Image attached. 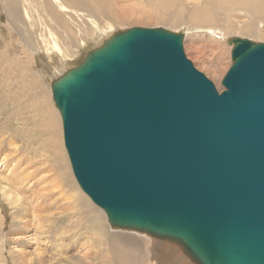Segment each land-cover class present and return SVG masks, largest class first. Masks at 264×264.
<instances>
[{"label": "water", "instance_id": "water-1", "mask_svg": "<svg viewBox=\"0 0 264 264\" xmlns=\"http://www.w3.org/2000/svg\"><path fill=\"white\" fill-rule=\"evenodd\" d=\"M183 42L118 32L51 83L74 177L113 228L194 264H264V43L229 41L219 94Z\"/></svg>", "mask_w": 264, "mask_h": 264}, {"label": "rangeland", "instance_id": "rangeland-1", "mask_svg": "<svg viewBox=\"0 0 264 264\" xmlns=\"http://www.w3.org/2000/svg\"><path fill=\"white\" fill-rule=\"evenodd\" d=\"M60 1L68 9L61 10L60 16L69 22V30L51 21L49 26L62 53L32 45L19 38L18 32L12 34L15 24L0 3V162L4 160L0 173L7 176L16 167L19 182H25L16 188L9 201L0 193V225L5 224L4 233L0 234V264H23L22 260L28 264H194L174 243L112 229L102 209L83 193L65 149L62 119L52 97L51 83L83 62L90 51L115 33L133 28L163 29L184 35L186 58L221 94L226 91L222 81L232 66V47L228 41L238 37L264 43V13L249 15L247 6L235 0H87L89 7L80 11L72 9L67 1ZM27 3L32 19L39 18L42 7L36 0ZM261 5L264 6V0ZM198 11L200 20L195 23ZM70 12L74 20L68 16ZM74 24L80 26L78 31ZM25 26L30 27L29 23ZM49 146L55 150L50 152ZM29 159L37 164L42 160L50 171L43 176L53 181L49 185L45 180L53 195L52 210L43 206L44 198L32 202L35 200L32 190L43 185L41 176H34L33 168L22 174ZM36 207L45 208L38 216L46 230H40L38 225L42 223H38L37 216L33 217L29 234L22 235L20 223L29 224ZM27 208L32 213L26 218ZM55 223L64 231L61 248L54 241V230L51 231ZM42 231L44 240L53 249L37 247L42 241L39 240ZM112 248L117 251L112 253Z\"/></svg>", "mask_w": 264, "mask_h": 264}, {"label": "bare ground", "instance_id": "bare-ground-1", "mask_svg": "<svg viewBox=\"0 0 264 264\" xmlns=\"http://www.w3.org/2000/svg\"><path fill=\"white\" fill-rule=\"evenodd\" d=\"M34 1V0H33ZM38 2V4L42 7L43 9V12L40 13V17L39 18H36V19H32L30 13L28 12V9H27V6H26V3L28 2V0H0V3L2 5V7L4 8V10L6 11L7 15L9 16V19L11 22H13L15 24V28L14 31L11 33L12 34H15L16 32H18L17 36L19 38H23V40H26L28 43L32 44V45H36L38 44L39 45H43L45 46L48 50L52 51V52H59V53H62L61 51V48L60 46L58 45L57 43V38L55 36V34L52 32V30H50V26H49V21L51 22H55L56 24L58 25H61L62 27H64L65 29H68L69 30V22L62 19V17L60 16V11H68L67 7L60 1V0H50L48 3V0H36ZM64 2H68L69 6L74 9V10H82V9H86L89 7V3L87 0H63ZM105 1V0H103ZM236 2L239 1L240 4L242 5H246L247 7H245L246 9V13L247 14H255V15H258V14H263L264 12L261 11V9L264 10V6L261 5V0H253L252 2H249L247 0H235ZM22 3L24 4V9H20V6H22ZM29 4V3H27ZM30 11V10H29ZM71 12L68 14V16H70V18L72 20H74V17H72L71 15ZM199 11H198V14H196V16H194V22L196 23V21L200 20L199 19ZM36 16V15H35ZM39 16V15H38ZM49 17L53 20H49ZM67 20H68V17H67ZM210 20H214V18L210 19ZM192 21V20H191ZM215 22V21H214ZM213 22V23H214ZM19 23H22L23 25H18ZM26 23H29L30 27L28 26H25L24 25ZM74 26H78L76 31H78V29L80 28L79 25H76L74 24ZM93 26H96V25H93ZM10 32V31H9ZM65 32V31H64ZM82 32H77L78 35H80ZM175 34V33H174ZM183 35V34H182ZM184 36V35H183ZM69 37V36H67ZM113 37V36H112ZM111 38V37H110ZM109 38V39H110ZM238 38V37H236ZM108 39V40H109ZM233 39V38H232ZM243 39V38H241ZM231 40V39H230ZM229 40V41H230ZM107 41V40H106ZM104 41V43L106 42ZM229 41H228V45H229ZM69 42V41H68ZM103 43V44H104ZM81 44L83 45L84 42L81 41ZM102 44V45H103ZM101 45V46H102ZM100 46V47H101ZM232 49L234 47V45L231 46ZM99 48V47H98ZM97 49V48H96ZM63 50V49H62ZM19 59V58H18ZM24 59H25V56H24ZM26 61V59H25ZM22 63V62H21ZM17 64V63H16ZM26 64V63H25ZM18 65V64H17ZM16 65V66H17ZM232 65H233V62H232ZM232 67V66H231ZM1 138V136H0ZM49 149H50V152H52L54 149V147H50L49 146ZM44 153V152H43ZM34 155V154H33ZM8 156V155H7ZM4 160H2L0 162L3 163ZM10 161V159H9ZM29 162H26V166H25V171L22 172L23 173H26L28 171H30L32 168H33V171H34V176L38 177V176H41L40 177V180H41V184L40 185H43V187L39 188L38 190H32L31 194L35 197V200L33 199V203H36L38 202L39 199H46L43 206L47 209L48 207L50 208V210H52V205H53V202H52V199H53V195H52V192H50L51 190H49V187L47 185V182L45 180H48L49 182V185L52 184L53 181H49V179L45 176H43L45 174V172H48L49 169L48 168H45L44 164L45 162H43L42 160H40L39 164H37V162L34 160V162L31 161V159L28 160ZM19 164V163H18ZM32 164V165H30ZM25 165V164H24ZM3 166V164H2ZM9 166V165H8ZM7 166V167H8ZM21 166V165H20ZM10 167V166H9ZM6 168V167H5ZM8 169V168H7ZM16 167L12 170V173L10 174H7V176L5 175H2L0 173V193L2 194L4 200L6 201H9L11 199V197H13V195L16 193V188L20 185V184H25L24 183H20L19 181V173H17V171L15 170ZM19 171V169H17ZM50 172V171H49ZM21 173V172H20ZM29 174V173H28ZM27 174V175H28ZM24 176V175H23ZM30 176V175H29ZM38 182V181H37ZM40 183V182H39ZM39 185V184H38ZM39 185V186H40ZM22 188V186H21ZM52 189V187H51ZM51 193V194H49ZM38 196V198H36ZM18 197V196H17ZM27 198V197H26ZM28 201V199H25ZM24 200V201H25ZM17 202V201H16ZM21 202V201H20ZM32 203V204H33ZM42 203V202H41ZM14 204V203H13ZM28 204V203H27ZM26 204V205H27ZM28 207V206H27ZM45 208H34V212L32 213V209L28 210L27 209H24V212L26 213V218L27 217H30L31 213H32V221L28 224L27 221L25 222H22V224L20 223V227L22 229H24V232L22 235H27L29 234L27 231L29 229H32V222H33V217H37L40 213H42L41 211H43ZM81 211V210H80ZM103 211V210H102ZM44 212V211H43ZM104 212V211H103ZM24 213V214H25ZM105 213V212H104ZM82 215L85 216V213L82 212ZM41 216V214H40ZM63 217V216H62ZM20 218V217H19ZM44 218H47V216L44 215ZM61 218V217H60ZM65 218V217H64ZM38 223L42 221L40 220L39 216H38ZM57 218H55L56 220ZM37 220V219H36ZM58 220H59V217H58ZM62 220V223L65 222V219H61ZM60 220V221H61ZM96 221V220H94ZM98 221V220H97ZM101 221V220H100ZM58 222V221H57ZM4 224L1 223V231H0V234H3L4 233V227L2 226ZM13 224V222H12ZM42 224H39L38 226H40V230L41 229H44L46 230V226ZM56 225V223H55ZM5 226V224H4ZM16 226V225H15ZM36 225V227H38ZM62 226L60 225H56L55 228L53 227V229L51 228V231L54 230V234H55V238H54V241H57L58 243H60L58 246V248H61L62 247V240L64 239V231L63 229L61 228ZM34 228V227H33ZM39 228V227H38ZM112 229H118V228H113L111 227ZM102 230H103V234L104 233V228L102 227ZM123 230V229H122ZM36 231V230H35ZM127 231H131V232H136V233H140V234H145L146 233H142V232H138V231H135V230H127ZM30 232V231H29ZM44 232L45 231H42V234L41 236H39V240H42V241H39V246H37L38 248H42V247H46L45 250H48V248H52L51 246L49 247L48 243H46V241L44 240L43 236L44 235ZM31 233V232H30ZM130 233V232H129ZM33 235V234H32ZM148 235V234H147ZM2 236V235H1ZM31 236V235H30ZM51 236V235H50ZM107 235L105 234V237ZM149 236V235H148ZM150 237V236H149ZM2 238V237H0ZM34 237L32 236L31 238V242L33 241ZM113 239V238H112ZM29 242V241H28ZM88 242V241H87ZM33 244V243H32ZM114 245L113 246H118L117 244L113 243ZM31 245V243L29 244ZM35 245V244H33ZM32 246V245H31ZM120 246V245H119ZM93 248V247H92ZM53 249V248H52ZM44 251V250H43ZM67 252V249H63V252ZM97 251V250H96ZM111 251V250H110ZM117 250L115 248H112V253L116 252ZM182 251V250H181ZM183 252V251H182ZM184 253V252H183ZM185 254V253H184ZM24 257V256H23ZM24 259V258H23ZM27 259V258H26ZM23 264H28L27 260H22ZM158 261V260H157Z\"/></svg>", "mask_w": 264, "mask_h": 264}]
</instances>
